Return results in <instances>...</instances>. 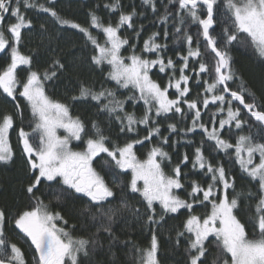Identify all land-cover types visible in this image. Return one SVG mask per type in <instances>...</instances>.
I'll list each match as a JSON object with an SVG mask.
<instances>
[{
	"label": "snow or ice",
	"instance_id": "obj_1",
	"mask_svg": "<svg viewBox=\"0 0 264 264\" xmlns=\"http://www.w3.org/2000/svg\"><path fill=\"white\" fill-rule=\"evenodd\" d=\"M53 2L54 0H49V3ZM157 3L158 0H141V7L150 9L155 14L159 10ZM21 5L49 13L59 25L79 29L96 50L97 54L91 57L92 63L101 70L103 66H108L106 79L115 82L117 89L133 91V95L120 100L115 90L101 87L97 91L81 84L78 95L72 97L73 101H95L100 111L107 112L110 118L119 123L121 133H136L138 126L143 125L148 135L110 149L107 146L108 138L93 122L95 138L87 139L83 151L72 149L71 141L82 139L85 126L79 117L74 118L70 114L66 104L47 95L44 83L56 73L30 70L31 57L19 51L22 29L32 26L31 20H26L22 14ZM168 5H172L175 11H171ZM104 7L112 13L119 11L117 22L104 24L94 11H90L89 28H85L61 17L54 7H47L36 0H0V53L9 52L10 49V62L0 71V90L11 97L19 110L18 94L30 108L34 122L31 132L24 128H20L18 132L22 153L26 156L34 177L26 189L34 200V205L19 213L14 224L34 246L37 254L33 257L35 264H81V256L88 257L89 246L97 244L95 239L75 238L65 227L58 226L57 221H63L64 224L67 221L59 212L49 211L48 205L35 193L39 191L42 181H58L67 189L83 194L95 203L113 197L112 188L92 166L94 158L101 153L107 154L116 168L131 171L128 188L141 196L150 213L147 217L149 223L159 224L164 218L161 215L157 219L154 207L156 203L165 215L178 213L181 209L188 210L189 215L183 230L177 233L176 241L179 244L181 238L189 237L188 264H204L203 258L209 253L207 242L210 237H214L219 253L212 264H264V142H259L264 140V110H261L264 105H258L254 98L247 102L245 96L251 94L247 93L243 84L238 90L230 88L229 82L236 79V74L228 52L230 46L238 43L245 47L251 46L258 57L264 59V0H168L157 22L163 27L165 40L169 37L168 27L171 22L172 35L176 38L174 43L187 46V54L177 53L178 59L182 61L179 68L171 57L165 60L163 53L168 45L158 42L159 32H153L144 39L140 54L136 52V44H130L127 37L120 35L123 29H132L138 40L143 32V25L137 30L133 21L137 16H144V12L137 13L135 6L130 12H124L121 0H113ZM7 16L16 20L7 26L9 35L5 34L3 26ZM216 25L220 26V32L212 34ZM190 26L198 29L195 48L193 35L189 33ZM90 28L103 32L106 37L104 44L97 41ZM201 40L205 45L204 52L201 51ZM125 46L131 48L128 56L122 55ZM208 52L214 54L211 68L204 60ZM149 54L154 55L155 59L148 58ZM190 61L198 63V68L190 69ZM55 65L63 68L59 61ZM21 66H27L28 69L23 81L17 74ZM155 68L160 73H171L163 87L150 75ZM189 70L195 77V86L200 88L202 85V92L197 94V99H188L191 93L189 81L193 78V75L185 74ZM170 89L174 90L175 98H170ZM129 100L143 101L142 117L137 118L134 112L125 110V103ZM234 102L239 106L234 107ZM210 107L216 109L207 113L211 128L202 122V111ZM242 109L247 110L250 118H254V131L253 125L241 119ZM169 114L179 115L182 120L191 116V125L180 129L184 136L195 133L199 128L216 152L227 155L229 150L234 149L235 161L240 165L241 171L251 181L257 182L258 195L252 192L248 194L257 201L254 205L255 216L249 222L251 235L245 223L235 215L234 210L238 208L237 197L229 198L228 190H234L235 187L234 178L227 175L223 164L214 166L205 157V140L195 148L191 163L193 169L203 172L205 177L210 178V182L204 187L195 180L191 181V191L187 192L189 199H182L175 194V190L184 189L181 166L189 162V156L184 154L180 163L172 169L171 175L165 173L163 165L165 161L171 163L172 158L163 145H168L170 136H161L157 118L167 120ZM217 123L219 127L216 126ZM13 124L12 115H4L0 119V162L7 163L13 158L8 138ZM246 124L249 133L239 135L235 144L223 138L222 130L226 126L234 125L237 130H242ZM61 129L66 135H59ZM168 132H177L175 123L168 124ZM153 137H159V144L150 148L146 159H139L134 147L150 142ZM175 143L174 141L173 144ZM197 205H210V211L203 217L192 214ZM123 206L127 207L126 204ZM108 221V225H101V229L115 242L117 238L111 227L112 215H108ZM5 223V211L0 209V264H27L22 249L7 238ZM157 251L158 240L153 229L150 246L145 249L136 248L137 264H159Z\"/></svg>",
	"mask_w": 264,
	"mask_h": 264
},
{
	"label": "trees",
	"instance_id": "obj_2",
	"mask_svg": "<svg viewBox=\"0 0 264 264\" xmlns=\"http://www.w3.org/2000/svg\"><path fill=\"white\" fill-rule=\"evenodd\" d=\"M36 2L47 7H54L61 17L85 28H89L90 11H94L104 24L109 22L115 24L120 14L119 11L112 13L104 7L105 4H111L113 0H54L53 3H49V0H36ZM121 4L124 12H130L135 6L137 13H145L144 16H137L133 21L137 30L143 25V32L138 40L135 38V32L132 29L125 28L120 33L122 37L129 39L130 44L137 45V54L141 53L144 39L153 32H159L158 42L167 43L168 45L167 50L163 53L165 60L171 57L176 62L177 68H179L182 61L178 59L177 53L187 54V46L174 43L176 38L172 35L173 26L171 22L168 27L169 37L165 40L163 27L157 22L158 17L164 11V5L168 4V0H162V2L158 0L157 7L159 10L155 14L150 9L141 7V0H121ZM168 7L171 11H175L172 5H168ZM21 12L26 20H31L32 26L22 29V38L18 46L19 51L21 54L31 57L30 70L40 73L47 70L49 73H56L52 79L46 80L44 83L47 95L53 100L66 104L69 107L70 114L74 118L79 117L85 126L82 139L71 141L72 149L83 151L87 139L90 137L95 138V129L92 127L93 122H96L103 135L108 138L107 146L110 149L123 146V144L132 140L142 139L148 135V131L143 125L138 126L136 133H121L119 123L114 118H110L107 112L100 111L95 101H73L72 97L78 95L81 84L97 91L101 87L115 90L117 91V98L120 100H125L133 95L131 89H117L115 82L106 79V73L109 71L108 66H103V70H101L92 63L91 57L97 54L96 50L79 29L72 28L69 25H59L49 13L42 12L39 9L24 8L21 5ZM15 22L16 20L11 16L5 18L3 26L6 35H9L6 31L7 26ZM214 27L215 32L212 34L219 33L220 26L216 25ZM90 31L100 44L105 43L106 37L102 31L94 28H90ZM197 31L196 26L189 27V33L193 35L194 40L193 48L196 46ZM204 48V42L201 40L202 52H204ZM9 52L0 53V71L10 62ZM228 52L232 57V69L236 74V79L229 82L230 88L238 90L239 86L243 84L247 89V93L251 94L245 96L246 101L251 102L254 98L258 105H264V59L258 57L251 46L245 47L238 43L230 46ZM130 54L131 48L125 46L122 49V55L128 56ZM148 58L155 59V56L149 54ZM204 60L211 68L214 63V54L211 52L206 53ZM56 61H59L63 68L56 66ZM193 67L198 68V63L193 64L190 61V69ZM27 71V66H21L18 69L17 74L21 81L26 78ZM185 74L193 75L190 70ZM150 75L163 87L167 84L171 73H160L159 69L155 68ZM176 75L178 77L179 72ZM206 78L202 77V79ZM195 85L196 81L193 75V78L189 81L191 93L188 99L190 100L197 99V94L202 92V85L200 88ZM169 95L170 98H175L173 89H170ZM17 99L20 103L19 110L11 97L0 90V119L4 115H12L14 121L13 128L9 133V142L14 153L13 158L7 163L0 162V209H3L6 214L5 233L7 238L22 249L27 264H35L33 257L37 254L34 246L14 224V220L19 213L34 205V200L26 191L28 184L34 177L29 169L26 156L22 153V145L18 137L20 128L31 132L34 122L31 110L26 102L18 94ZM233 106L239 105L234 102ZM181 107L186 108L185 105H181ZM200 107L203 106L200 105ZM125 110L134 112L137 118L142 117L144 115L143 101L129 100L125 103ZM215 110L214 107H210L202 111V122L209 128L212 125L209 123L207 113ZM241 119L247 120L248 124L253 125V131L255 130V121L250 118L244 109H242ZM157 120L161 128V136H170L168 145H163L165 151L172 158L171 163L165 161L163 165L165 173L171 175L172 169L180 163L184 154L189 156V162L181 166L184 189L177 190V195L182 199H189L187 192L191 191V181L195 180L204 187H207L210 182V178L205 177L203 172L198 169L194 170L191 163L195 148L200 146L202 140H205V157L214 166L223 164L227 175L234 178L235 187L234 190H228L229 198L237 197L238 208L234 210L235 215L242 223H245L251 235L249 222L255 216L254 205L257 201L256 198H250L248 194L249 192L257 193V182L251 181L241 171L240 165L235 161L234 149L229 150L227 155L224 152H216L212 144L207 142L203 130L199 128L196 129L195 133H188L187 136H184L180 129L191 125V116L186 120H182L179 115L172 116L169 114V119L157 118ZM170 123L176 124V133L170 134L168 132V124ZM248 124L242 130H237L234 125L231 127L226 126L222 130L223 138L235 144L239 135L249 133ZM216 126L219 127L218 123ZM257 139L259 140L258 137ZM174 141L175 144H173ZM189 141L192 143L189 144ZM259 142H264V140H259ZM157 144H159V137H153L150 142L136 145L134 151L139 159L144 160L150 148ZM92 166L114 192V196L106 201L101 203L92 202L88 197L67 189L58 181L55 183L42 181L39 191L35 193L48 205L49 211L59 212L67 221V224H64L63 221H57L58 226L65 227L75 238L83 237L97 241L95 246H89L88 257L81 256V264H137L136 248L145 249L150 246L153 229L158 240L157 258L159 264H188L187 241L189 237L181 238L179 244L176 242L177 233L183 230L184 222L189 215L188 210L181 209L178 213L165 215L162 213L159 204L156 203L154 207L157 219L161 215L164 218L159 224L153 225L147 220L150 213L141 196L138 193H132L128 188V182L131 179L130 170L116 168L110 157L105 153H101L94 158ZM57 196L60 198L57 199ZM125 204L127 207L123 206ZM208 211H210V205L207 207L197 205L193 208L192 214L203 217ZM108 215H112L111 227L114 236L117 238L115 242H112V237L101 229V225H108ZM98 229L101 230L98 231ZM207 245L209 253L203 258L204 264H212V261L219 254L215 247L214 237L209 238Z\"/></svg>",
	"mask_w": 264,
	"mask_h": 264
},
{
	"label": "rangeland",
	"instance_id": "obj_3",
	"mask_svg": "<svg viewBox=\"0 0 264 264\" xmlns=\"http://www.w3.org/2000/svg\"><path fill=\"white\" fill-rule=\"evenodd\" d=\"M10 130H9V133H10ZM59 135L63 136V135H66V133L64 132L63 129H61V130H59ZM8 138H9V134H8ZM72 141H74V140H72ZM70 146H71V144H70ZM73 150L76 151L75 149H73ZM256 162H258V156H257ZM175 194L177 195V190H175Z\"/></svg>",
	"mask_w": 264,
	"mask_h": 264
},
{
	"label": "water",
	"instance_id": "obj_4",
	"mask_svg": "<svg viewBox=\"0 0 264 264\" xmlns=\"http://www.w3.org/2000/svg\"><path fill=\"white\" fill-rule=\"evenodd\" d=\"M246 111V113H247V110H245ZM253 120H254V118H252Z\"/></svg>",
	"mask_w": 264,
	"mask_h": 264
}]
</instances>
